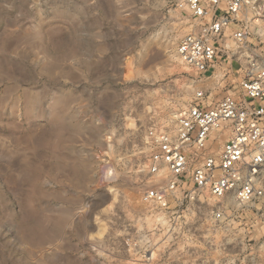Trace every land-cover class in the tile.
<instances>
[{
  "label": "rangeland",
  "instance_id": "rangeland-1",
  "mask_svg": "<svg viewBox=\"0 0 264 264\" xmlns=\"http://www.w3.org/2000/svg\"><path fill=\"white\" fill-rule=\"evenodd\" d=\"M257 10L246 46L264 60ZM189 15L186 0H0V264H264L250 209L218 227L211 199L186 221L139 201L146 130L226 92L175 53Z\"/></svg>",
  "mask_w": 264,
  "mask_h": 264
},
{
  "label": "built area",
  "instance_id": "built-area-1",
  "mask_svg": "<svg viewBox=\"0 0 264 264\" xmlns=\"http://www.w3.org/2000/svg\"><path fill=\"white\" fill-rule=\"evenodd\" d=\"M258 2L186 0L192 31L175 53L197 82L208 80V71L227 82L215 102L212 89L196 90L171 128L145 132L150 153L139 201L168 220L186 221V211L211 199L218 227L233 223V206L264 221V60L246 46L250 27H258ZM217 69H224L221 77Z\"/></svg>",
  "mask_w": 264,
  "mask_h": 264
},
{
  "label": "bare ground",
  "instance_id": "bare-ground-1",
  "mask_svg": "<svg viewBox=\"0 0 264 264\" xmlns=\"http://www.w3.org/2000/svg\"><path fill=\"white\" fill-rule=\"evenodd\" d=\"M125 127L127 129H130V128L134 127V122L131 119H129V118L126 119V121H125ZM109 191H110V194L112 195L111 202H113L115 200V198H116L115 190H113L112 188H109Z\"/></svg>",
  "mask_w": 264,
  "mask_h": 264
}]
</instances>
